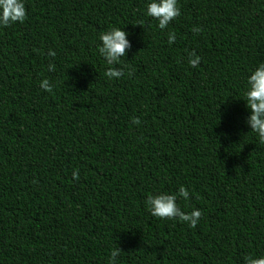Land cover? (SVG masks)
I'll use <instances>...</instances> for the list:
<instances>
[{
	"label": "trees",
	"instance_id": "trees-1",
	"mask_svg": "<svg viewBox=\"0 0 264 264\" xmlns=\"http://www.w3.org/2000/svg\"><path fill=\"white\" fill-rule=\"evenodd\" d=\"M146 3L24 0V22L0 28V264H108L116 247L118 264L264 254V145L241 100L264 62V0H177L164 30ZM111 26L131 51L108 80L97 46ZM180 185L195 228L145 210Z\"/></svg>",
	"mask_w": 264,
	"mask_h": 264
},
{
	"label": "clouds",
	"instance_id": "clouds-1",
	"mask_svg": "<svg viewBox=\"0 0 264 264\" xmlns=\"http://www.w3.org/2000/svg\"><path fill=\"white\" fill-rule=\"evenodd\" d=\"M144 14L156 21V26L164 30L170 22L174 21L180 15V8L177 0H147ZM26 18L24 0H0V28L10 26L15 23H23ZM194 33L200 31L199 28L192 29ZM128 33L115 26L99 34L100 41L97 46V52L102 57L104 63L108 65L104 76L108 80L119 79L125 75L122 68H117L122 57H125L131 51V42ZM176 40V34L172 31L167 33V42L169 45ZM49 57H54L56 53L49 49ZM200 57L195 51L187 52V63L190 67H197ZM47 70L52 72L55 65L51 62L47 65ZM131 75V72H129ZM39 87L44 91H51V85L48 79H43ZM248 115L245 118V124L252 133L256 134L258 143L264 145V62H258L256 66L249 71L246 77L243 99ZM133 124H138L139 120L132 119ZM73 179L79 178V171L73 170ZM189 199V191L184 185H180L175 192H157L148 193L144 200L145 210L152 216L160 219H175L177 222L186 223L188 227L195 228L201 211L193 208L190 212L182 211L177 201ZM119 248L110 251L108 264H118L117 257L120 255ZM243 264H264V254L259 256L246 255L242 258Z\"/></svg>",
	"mask_w": 264,
	"mask_h": 264
}]
</instances>
